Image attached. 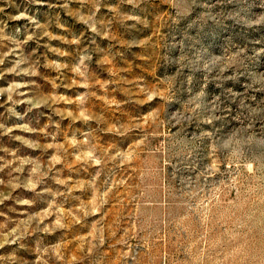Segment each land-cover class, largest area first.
I'll use <instances>...</instances> for the list:
<instances>
[{
	"label": "rangeland",
	"instance_id": "obj_1",
	"mask_svg": "<svg viewBox=\"0 0 264 264\" xmlns=\"http://www.w3.org/2000/svg\"><path fill=\"white\" fill-rule=\"evenodd\" d=\"M0 264H264V0H0Z\"/></svg>",
	"mask_w": 264,
	"mask_h": 264
}]
</instances>
